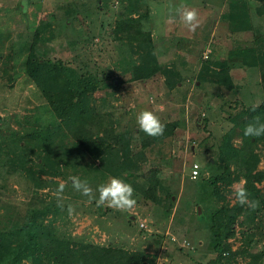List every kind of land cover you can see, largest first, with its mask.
<instances>
[{
	"label": "rangeland",
	"instance_id": "obj_1",
	"mask_svg": "<svg viewBox=\"0 0 264 264\" xmlns=\"http://www.w3.org/2000/svg\"><path fill=\"white\" fill-rule=\"evenodd\" d=\"M178 1L183 2L182 0H0V35L4 36L0 55V205L2 200H5L6 206L11 210L22 212L34 189L38 197L56 198L58 185L65 181L56 176L54 177L56 183L47 185L34 179L33 176L37 175L40 166L39 162L33 153L17 145L19 134L35 132V129L56 120L47 102L34 84L26 78L23 70L33 31L37 29L39 37L34 44L37 54L61 59L68 57L77 64L85 63L90 72L97 73L98 77L105 75L110 78L121 77L122 81L117 88L104 86L102 90L84 92L82 101L87 110L106 111L105 116L111 119L114 130L126 131L129 134L132 151L140 148V140L143 137L136 122V116L142 109L153 110L161 121L180 118L186 108L192 110L193 115L197 113L200 117L207 116V127L204 129L199 120L198 125H191L189 130L194 132H190L187 137L184 135L185 124L178 122L170 135V142L166 148L167 155H159L152 144L143 149V169L156 166L161 182L167 184L168 190L172 192V212L164 225V234L173 235L176 240L167 242L165 236L166 240H163L159 249L165 252L158 253L155 262L156 264H195L197 258L205 252V241L208 238V209L205 205L208 185L203 175L200 176L199 173L205 171L204 175H210L217 170L213 167L208 168V158L211 153L208 148L210 139L205 137L206 130L209 129L216 134L226 125L225 121L220 120L221 113L217 107L219 99L231 100L232 96H238L245 104L257 103L262 98L263 92L259 84V69L255 66L248 68L247 71H227L234 83L235 92H229V89L214 82H197L194 76L196 71H175L180 62L173 60L170 49L165 48L162 41L163 38L171 37L169 36L171 29L173 32L178 24L179 20L175 15L176 8L180 6ZM259 2L260 0H245L246 5L251 8ZM74 7L80 12L78 14L81 18H73V26L69 30L67 27H62L61 20L65 15V9ZM146 9L147 17L143 23L145 28L150 30L153 43L156 41L153 47L159 69L144 80H128L126 74L122 73L125 64L123 52L126 46L112 37L111 27L116 18L134 15L136 11ZM211 14L216 16V13ZM246 19L248 23L254 22L253 28L229 31L227 37L234 43L236 40L240 43L245 39L241 44L254 41L256 38L264 39V23L257 19L254 21L255 18ZM197 27L194 31L198 44L197 53L203 45L198 61H207L208 66L209 63L219 64L220 59L211 60L210 53L211 46L215 48L219 44L216 34L220 28L210 31ZM242 36L243 40H241ZM229 41L230 39H228V48L234 44H230L233 41ZM206 48L209 49L207 57L203 58L202 52ZM220 53L219 51L218 54ZM5 67L9 69L7 74L1 71ZM166 98L171 102L168 107L161 105V100ZM188 100L195 104L189 102L184 108L183 103ZM207 102L211 105L210 109L205 107ZM189 106L191 108H188ZM234 141L237 142V139ZM193 143L199 146V151H195L192 155L190 144ZM85 159H82V163L87 167L88 162ZM192 162H196L199 166L198 176L194 179L188 176ZM258 166L261 164L259 163ZM76 174L77 172L74 176ZM127 175L128 179L132 177L131 173ZM45 177L46 175L39 176V178ZM117 177L121 178L119 175ZM110 178L111 176H104L101 179L97 177L91 182L90 186L97 198V186L106 183ZM136 179L145 185L146 181L143 177L138 176ZM36 181L39 182L38 185ZM241 183L242 179L232 182L231 190L226 193L225 199L232 202L235 199L234 189ZM262 184L263 182L258 186ZM72 192L75 198L63 192L66 208L60 210L59 217L54 222L59 232L81 233L85 238L95 242L131 245L136 240L135 236L132 232L129 234L122 230L119 220L124 213L134 214L135 225L142 219L151 229L157 228L158 231L160 229L152 223L155 218L153 205L141 195L136 197V205L131 212H121L108 207L104 212L96 213L95 200L91 202L89 197L82 195L73 187ZM68 205H72L74 209L71 214ZM197 206L200 207L199 211ZM182 239L187 241L185 245L181 244ZM229 240L231 247L234 248L239 243V234L236 233ZM248 249L252 252L264 249V235L257 238L255 236ZM188 251L189 253H186ZM242 260V257H237V264ZM204 261H207V258ZM206 264L215 263L207 261ZM261 264H264V255Z\"/></svg>",
	"mask_w": 264,
	"mask_h": 264
},
{
	"label": "trees",
	"instance_id": "obj_2",
	"mask_svg": "<svg viewBox=\"0 0 264 264\" xmlns=\"http://www.w3.org/2000/svg\"><path fill=\"white\" fill-rule=\"evenodd\" d=\"M78 13L75 7L65 9L62 27L70 30L73 18H81ZM146 17L147 9L138 10L134 15L116 18L111 27L112 37L126 46L122 73L126 74L128 80H144L159 69L150 30L143 23ZM241 29H246V26L241 25L230 32ZM38 37L39 31L35 29L23 70L26 78L47 102L56 120L35 129V132L18 135L17 145L33 153L39 162L37 175L33 178L49 185L55 184L54 177L59 176L65 180L64 192L75 198L71 177L76 172V176L87 180L89 184L97 177L101 179L104 176L119 175L133 186L135 199L141 195L151 202L155 210L152 223L160 229L148 232L139 227L138 222L134 224V214L124 213L119 220L121 229L135 236L136 240L131 245L95 242L81 233H62L54 224L62 210L57 206V199L38 197L34 189L22 212L11 210L5 200L1 202L0 264H156L157 254L165 252L159 249L166 236L164 225L172 212V192L168 190L167 184L161 182L156 166L143 169V149L152 144L159 155H167L166 148L176 121L163 122L166 127L162 136L151 137L142 131L140 148L132 151L129 134L126 131H115L111 119L105 116L106 111L87 110L82 101L84 92L102 90L104 86L117 88L122 81L121 77H98L97 73L90 72L85 63L77 64L68 57L61 59L37 54L34 44ZM3 40L1 34L0 55ZM242 42L236 40L230 43L234 44L229 46L228 52L238 55L241 64L259 69L263 96L257 103L250 104H245L238 96H232L231 100L219 99L217 107L221 113L220 120L225 121L226 125L216 134L206 130L205 137L210 139L208 148L211 153L208 168L217 170L210 175H204L205 171L199 173L208 185L205 197L208 238L205 241V252L197 258L195 264H206L207 261L237 264V257L243 258L240 264H261L264 255V249L254 252L248 249L255 236L264 235V136L253 138L244 135L245 126L254 122V118L258 117L264 122V39L256 38L245 44ZM207 64V61L201 63L194 75L195 80L214 82L229 89V92H235L229 73L207 71ZM1 71L7 74L9 69L5 67ZM253 105L259 107L253 111ZM205 107L210 109L211 105L207 102ZM200 120L205 129L207 116H201ZM84 158L88 162L87 167L82 163ZM259 163L261 166H258ZM128 173L132 174L130 179ZM40 175L46 177L39 178ZM138 176L144 178L145 185L136 179ZM239 179H242L241 185L247 188L250 198L259 201V207L255 210L242 207L236 198L232 202L225 199L232 182ZM261 182L263 184L259 187ZM107 209V206L95 207L96 213ZM236 233L240 240L232 248L229 239ZM166 237L167 242L171 241ZM206 258L207 261H204Z\"/></svg>",
	"mask_w": 264,
	"mask_h": 264
},
{
	"label": "crops",
	"instance_id": "obj_3",
	"mask_svg": "<svg viewBox=\"0 0 264 264\" xmlns=\"http://www.w3.org/2000/svg\"><path fill=\"white\" fill-rule=\"evenodd\" d=\"M182 1L183 2L178 1L180 6L176 8L175 15L176 17H178L177 18L179 20L178 24L175 26V30L173 32L171 29L170 31L171 33L169 35L171 37L168 39L163 38L162 41L164 47L170 49V53L174 58L173 60L180 62V64H178L177 68L175 69V71H198L200 67V63L202 62L198 60L200 56L199 54L203 49L201 48L203 47V45L200 47V52L197 53L196 46L198 44H197V39L195 38L196 33H194V31L190 32L189 27L184 23V21L181 18L182 13L185 9H195L197 11L198 20H199L198 26L200 28L203 27L204 29H210V31H213V29L216 30V28L218 29L220 28V31L216 34V38L219 41V44H217L216 45L217 47L215 48L214 46H211V53H210L211 60L212 58L213 59L217 58L220 59V62L219 64L212 63L213 65L209 63L208 71L211 70L247 71L248 68L250 67L241 64L238 55L230 54L228 52V46H227L229 44L228 39H230L231 42L233 40H231V38L227 36H229L228 34L230 29H236V27L240 28L241 25L246 26V29L253 28L254 22L248 23L246 18H249V20L255 18L254 21L257 19L258 21L264 23V0H260V2L256 4L255 7L252 8L249 5H246L245 0H234V2H232L233 0H189V1L182 0ZM211 13H216V16H212ZM211 34L212 33H210V35ZM219 51L221 52L220 54H218ZM195 87L193 86V88ZM167 90L170 91L169 88H167ZM168 100H169L168 98L162 99L161 105L168 107L169 104H171V102ZM189 102L193 105L195 104L192 103L193 101L188 100L187 102L183 103L184 105L183 107L186 108ZM188 108L191 107L189 106ZM192 112H193L192 110L186 108L180 118H172L165 121L174 120L176 121V124L178 122L184 123L186 126V133L184 135L185 137H187L190 134V132H194V130H189L191 129V125L192 126L198 125L200 120V116L197 113L193 115L191 114ZM195 145L196 144L194 143L190 144V151L192 155L195 153V151H199V146L198 145L195 146ZM200 151H202V149Z\"/></svg>",
	"mask_w": 264,
	"mask_h": 264
},
{
	"label": "clouds",
	"instance_id": "obj_4",
	"mask_svg": "<svg viewBox=\"0 0 264 264\" xmlns=\"http://www.w3.org/2000/svg\"><path fill=\"white\" fill-rule=\"evenodd\" d=\"M181 18L191 31H195L199 24L198 13L195 9H185ZM257 107L259 105H253L252 110L255 111ZM136 122L139 129L148 136L158 137L164 134L166 125L153 110L145 108L139 111L136 116ZM244 135L253 138L264 136V122H261L258 117L254 118V122H250L245 126ZM71 181L73 189L89 197V200H95L97 208L107 206L117 211L131 212L136 205L134 198L135 189L130 183L120 177L112 176L106 183L98 185L96 189L98 198L87 180L73 176ZM65 187L64 183H60L55 193L57 206L62 209L64 208L63 192ZM234 194L236 201L242 207H247L250 210H255L259 207V201L250 198V193L245 186L237 185L234 189ZM68 211L69 214L74 211L72 205H68Z\"/></svg>",
	"mask_w": 264,
	"mask_h": 264
},
{
	"label": "built area",
	"instance_id": "obj_5",
	"mask_svg": "<svg viewBox=\"0 0 264 264\" xmlns=\"http://www.w3.org/2000/svg\"><path fill=\"white\" fill-rule=\"evenodd\" d=\"M208 50L209 49L206 48L202 52L203 58H206L207 57V51ZM198 173H199L198 172V164L196 162H192L191 163V166H190L189 174H188L189 178H192V179L196 178L198 176ZM138 226L141 227V228H143V229H145L148 232L151 230V227H149L142 219H140L138 221ZM168 238L170 240H172V241H175L176 240V238L173 235H170V234L168 235ZM181 242H182L181 244H183V245H185V243H187V241H185V239H182Z\"/></svg>",
	"mask_w": 264,
	"mask_h": 264
},
{
	"label": "water",
	"instance_id": "obj_6",
	"mask_svg": "<svg viewBox=\"0 0 264 264\" xmlns=\"http://www.w3.org/2000/svg\"><path fill=\"white\" fill-rule=\"evenodd\" d=\"M199 209H200V207H199V206H197V211H199Z\"/></svg>",
	"mask_w": 264,
	"mask_h": 264
}]
</instances>
